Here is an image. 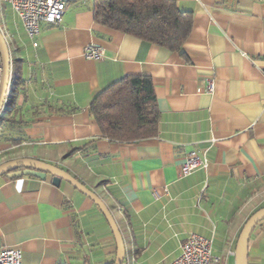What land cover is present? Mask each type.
<instances>
[{"label":"crops","instance_id":"obj_1","mask_svg":"<svg viewBox=\"0 0 264 264\" xmlns=\"http://www.w3.org/2000/svg\"><path fill=\"white\" fill-rule=\"evenodd\" d=\"M174 1L194 18L183 55L98 25L85 0H71L60 25L43 24L35 47L0 3L13 50L10 96L15 90L0 125V165L36 159L92 190L123 236L124 264H172L191 234L212 241L220 264H235L228 254L264 209V0ZM87 46L102 48L105 59L87 60ZM138 76L154 85L157 137L101 139L91 102ZM192 153L207 165L182 178ZM3 249L21 251L22 264H108L117 254L96 204L50 176L0 179ZM249 264H264V221L250 238Z\"/></svg>","mask_w":264,"mask_h":264},{"label":"trees","instance_id":"obj_2","mask_svg":"<svg viewBox=\"0 0 264 264\" xmlns=\"http://www.w3.org/2000/svg\"><path fill=\"white\" fill-rule=\"evenodd\" d=\"M94 4L98 25L183 55L194 18L174 0H97ZM89 113L100 138L112 143H137L159 132L160 114L149 77H127L113 83L93 99ZM3 114L0 125L7 121Z\"/></svg>","mask_w":264,"mask_h":264},{"label":"built area","instance_id":"obj_3","mask_svg":"<svg viewBox=\"0 0 264 264\" xmlns=\"http://www.w3.org/2000/svg\"><path fill=\"white\" fill-rule=\"evenodd\" d=\"M70 1L71 0H0V3L9 5L13 12L20 18L28 38L36 47L37 38L41 33V26L43 24L49 26L60 25ZM85 1L95 2L97 0ZM1 31L6 40L5 33L2 29ZM8 46L13 53L11 46L9 44ZM83 54L87 60L94 62H101L105 59V51L97 46H87ZM1 65L2 59L0 56V80L2 76ZM11 88L10 83L9 92ZM9 92L8 98L10 96ZM208 92L213 93L212 82L209 83ZM206 163V160L199 158L196 153L190 154L181 169V177H188L197 170L205 168L207 165ZM165 193L167 194L168 192L165 190ZM161 197L162 193L154 192L155 200L158 201ZM180 251V256L172 264H220L222 261L221 258H217L212 254V241L195 234L189 235L184 240L181 244ZM228 255L234 256L235 254ZM0 264H22L21 251L11 249L0 250Z\"/></svg>","mask_w":264,"mask_h":264},{"label":"water","instance_id":"obj_4","mask_svg":"<svg viewBox=\"0 0 264 264\" xmlns=\"http://www.w3.org/2000/svg\"><path fill=\"white\" fill-rule=\"evenodd\" d=\"M0 56L2 59V76L0 80V117L8 100L10 88L11 70H12V51L10 50L0 29ZM46 178L50 176L55 187H60L62 182L71 185L78 192L89 198L96 204L106 219L115 239L117 254L114 264H124L126 260V249L123 236L114 220L110 210L104 202L92 190L83 185L80 181L70 175L68 172L45 162L23 158L11 160L0 165V179H18L22 177ZM264 221V209L256 212L244 226L238 240L235 252V264H249V242L256 229Z\"/></svg>","mask_w":264,"mask_h":264},{"label":"rangeland","instance_id":"obj_5","mask_svg":"<svg viewBox=\"0 0 264 264\" xmlns=\"http://www.w3.org/2000/svg\"><path fill=\"white\" fill-rule=\"evenodd\" d=\"M15 96V90H12L11 91V96H10V99L8 100V108H9V106H12L11 104H12V102H13V97ZM129 246H128V254H129ZM229 264H233V261H230L229 262Z\"/></svg>","mask_w":264,"mask_h":264}]
</instances>
